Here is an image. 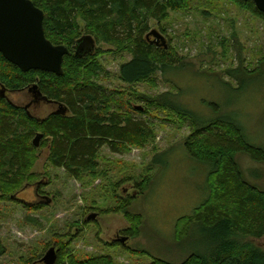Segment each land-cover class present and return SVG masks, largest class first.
Returning a JSON list of instances; mask_svg holds the SVG:
<instances>
[{"label": "rangeland", "instance_id": "374dc122", "mask_svg": "<svg viewBox=\"0 0 264 264\" xmlns=\"http://www.w3.org/2000/svg\"><path fill=\"white\" fill-rule=\"evenodd\" d=\"M148 27L149 32L155 30L163 36L167 49L187 70L166 77L157 72L151 82L126 86L119 82L117 73L130 56L98 44L95 51L106 52L99 58L105 76L95 83L107 92H122V103L144 109L136 96L175 94L176 85L181 89L180 101L193 114L207 116L211 112L208 103H215L222 113L236 118L250 144L264 149L263 20L228 0H190L186 9L169 12L161 23L150 20ZM238 67L254 75L242 89L232 91L238 85L227 71ZM9 99L25 107L31 97L25 92L9 95ZM57 109L56 105L40 103L27 112L42 119ZM135 116L148 122L153 138L145 147L130 148L121 155L103 147L96 176L84 174L79 180L72 179L50 165L44 139L38 142L28 183L15 192L19 203L0 202V240L7 250L0 264H43L38 258L50 248L56 256H64V262L106 255L115 264H149L154 257L180 264L190 255L195 243L190 238L175 240L174 227L178 219L191 215L206 199L207 168L185 151L188 123H180L161 110ZM235 162L247 183L264 190L263 164L243 154H237ZM143 181L148 184L139 191L137 185ZM128 200L125 210L141 219L133 238L123 234L132 226L123 213ZM28 204L41 207L29 210L25 207ZM90 215L95 218L87 221ZM121 238L126 239L123 246L115 245ZM241 239L264 251V236Z\"/></svg>", "mask_w": 264, "mask_h": 264}, {"label": "trees", "instance_id": "16d2710c", "mask_svg": "<svg viewBox=\"0 0 264 264\" xmlns=\"http://www.w3.org/2000/svg\"><path fill=\"white\" fill-rule=\"evenodd\" d=\"M30 1L44 14L46 39L53 45L66 46L70 53L63 58L60 76L22 72L0 55V202H18L15 192L27 182L34 152L40 146L39 143L35 147L34 140L30 142L33 135L40 134V142L44 139L52 167L79 180L84 174L97 175L98 154L103 147L121 155L130 148L141 149L151 141L154 135L151 126L135 114L146 116L149 110L166 111L180 123H188L190 135L184 143L185 151L207 168L206 199L191 215L175 223V240L190 238L195 243L191 244L190 255L180 264H264V251L241 239L264 236V190L247 183L235 162V156L243 154L264 165V149L247 141L236 118L222 113L215 103H208L211 112L207 116L193 114L180 101L181 89L176 85H173L175 94L136 96L144 109L122 103V92H107L95 83L97 78L105 76L99 58L106 52L95 51L98 44L128 53L130 59L119 66L117 73L119 82L126 86L151 82L157 72L166 77L187 70L171 50L155 45L146 35L150 20L161 23L169 12L186 9L190 0ZM228 1L264 22V14L252 2ZM78 47L84 50L76 55ZM253 75V71L240 67L231 69L227 76L238 88L224 86L238 91ZM33 85L46 101L61 106L65 112L57 110L38 119L6 99L10 94L28 92ZM147 184L143 181L137 185L139 191ZM128 204L129 200L123 206V213L132 226L123 234L133 238L138 234L141 219L125 210ZM39 205L25 207L30 210ZM115 245L123 246L120 242ZM6 253L0 240V257ZM29 262L33 261L23 264ZM65 263L115 264L106 255L70 258L66 262L64 256H56L54 264ZM149 264L173 263L154 257Z\"/></svg>", "mask_w": 264, "mask_h": 264}, {"label": "water", "instance_id": "95a60500", "mask_svg": "<svg viewBox=\"0 0 264 264\" xmlns=\"http://www.w3.org/2000/svg\"><path fill=\"white\" fill-rule=\"evenodd\" d=\"M252 2L256 10L264 14V0H242ZM43 12L38 9L30 0H0V55L10 64L14 65L22 72L40 71L62 75L63 58L69 55V50L63 45H53L46 39L43 29ZM155 45L167 49L163 36L155 30H151L146 39ZM83 47H78L75 54L83 51ZM91 49H89L90 51ZM36 100L46 101L37 86L33 85L29 90ZM60 107V112L65 109ZM41 135H36L33 144L38 146ZM95 215H90L87 221L94 220ZM125 238L119 240L125 243ZM56 254L54 248H50L40 262L43 264H54Z\"/></svg>", "mask_w": 264, "mask_h": 264}, {"label": "flooded vegetation", "instance_id": "af4514ba", "mask_svg": "<svg viewBox=\"0 0 264 264\" xmlns=\"http://www.w3.org/2000/svg\"><path fill=\"white\" fill-rule=\"evenodd\" d=\"M28 93H29V96L31 97V99H30V101H29V103L25 106V107H23L26 111L28 110V109H30V108H34V107H37V105H39L40 103H43V104H45V105H51V106H55L54 104H52V103H50V102H43V101H39V100H36L35 99V96L33 95V93L32 92H29L28 91ZM10 95H18V94H10ZM4 96V95H3ZM6 99L11 103V104H14L10 99H9V95L8 96H6ZM58 111H60V107L58 106V109H57ZM57 110H55V111H53V112H56ZM52 113V112H51Z\"/></svg>", "mask_w": 264, "mask_h": 264}]
</instances>
